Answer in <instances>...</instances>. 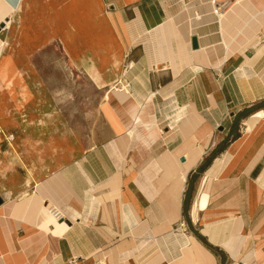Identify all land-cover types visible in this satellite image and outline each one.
<instances>
[{"label":"crops","instance_id":"0c3cea01","mask_svg":"<svg viewBox=\"0 0 264 264\" xmlns=\"http://www.w3.org/2000/svg\"><path fill=\"white\" fill-rule=\"evenodd\" d=\"M229 1L0 0V81L47 10L110 129L43 172L1 117L0 264H264V0Z\"/></svg>","mask_w":264,"mask_h":264},{"label":"rangeland","instance_id":"374dc122","mask_svg":"<svg viewBox=\"0 0 264 264\" xmlns=\"http://www.w3.org/2000/svg\"><path fill=\"white\" fill-rule=\"evenodd\" d=\"M46 11L28 18L25 31L19 29L18 16L13 20L1 65L11 75L0 81V119L14 122L11 125L16 127L10 131L15 146L26 149L30 168L43 172L66 163L110 132L102 112L103 90L70 62ZM54 19L62 24L66 20ZM93 76L99 85L104 84ZM35 153H42L41 158Z\"/></svg>","mask_w":264,"mask_h":264},{"label":"built area","instance_id":"2783aa9c","mask_svg":"<svg viewBox=\"0 0 264 264\" xmlns=\"http://www.w3.org/2000/svg\"><path fill=\"white\" fill-rule=\"evenodd\" d=\"M213 5H214V12L217 15H223L225 14L229 7H230V1L229 0H213ZM53 214L57 218H62L60 211L58 210H53ZM98 264H102L99 262Z\"/></svg>","mask_w":264,"mask_h":264},{"label":"water","instance_id":"95a60500","mask_svg":"<svg viewBox=\"0 0 264 264\" xmlns=\"http://www.w3.org/2000/svg\"><path fill=\"white\" fill-rule=\"evenodd\" d=\"M5 26V23L1 24L0 28L1 27H4ZM192 43H193V47L194 48H197L198 47V42H197V38L194 36L193 37V40H192ZM4 202V198L1 196L0 194V205Z\"/></svg>","mask_w":264,"mask_h":264},{"label":"bare ground","instance_id":"6f19581e","mask_svg":"<svg viewBox=\"0 0 264 264\" xmlns=\"http://www.w3.org/2000/svg\"><path fill=\"white\" fill-rule=\"evenodd\" d=\"M231 8V7H230ZM215 9V8H214ZM214 14H215V12H214ZM216 16H218L219 18H221V17H223V15H217V14H215ZM11 22V21H10ZM3 45V44H2ZM263 115V114H262Z\"/></svg>","mask_w":264,"mask_h":264}]
</instances>
